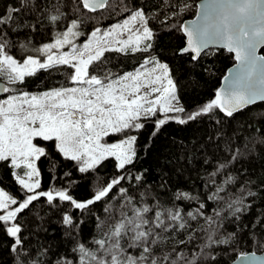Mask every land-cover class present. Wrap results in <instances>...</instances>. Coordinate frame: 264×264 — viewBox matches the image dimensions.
Listing matches in <instances>:
<instances>
[{"label":"trees","instance_id":"trees-1","mask_svg":"<svg viewBox=\"0 0 264 264\" xmlns=\"http://www.w3.org/2000/svg\"><path fill=\"white\" fill-rule=\"evenodd\" d=\"M197 1L109 0L105 8L90 12L83 9L80 0H28V8L16 13L10 25H0V37L7 40L9 53L22 62L28 54H33L34 47L51 43L56 32L67 30L65 25L73 19L83 21L80 30L86 34L98 23L109 24L122 17L124 7L139 9L150 18L149 26L154 33L152 48L148 53L137 54L107 52L106 63L90 65L89 72L102 75L111 70L121 75L134 70L148 56L155 57L169 65L175 94L185 109L179 115L187 121L188 115L214 99L221 78L234 63L233 54L221 48L205 51L196 62L191 61L190 53L179 52L185 41L179 25L194 15ZM9 6L20 8L21 0H0V19L5 17ZM56 7L62 19L51 23L49 16L55 14ZM14 28L18 30L13 31ZM260 52L264 53V47ZM64 73L74 70L70 66H57L54 72L38 70L17 86L29 92L66 87L72 81L66 80ZM159 117L157 114L152 120L141 119L145 126L132 130L137 136L136 157L123 170L115 167L114 157H109L95 170L80 173L75 162L55 149L54 141L36 138V143L47 153L36 162L40 172L38 191L67 189L78 202H85L113 179L119 183L109 195L84 210L72 208L70 202H61L55 192L51 204L46 197L31 202L13 220L21 227L18 235L24 243L18 252L12 251L15 238L6 235L4 222H0V264H57L65 259L80 264V254L74 253V248L84 244L95 252L98 246L94 241L103 238L120 221L122 213L131 215L133 207L144 206L151 209L144 214L150 221H154L157 211H179L190 229L161 231L160 242L153 246L155 256L175 251L185 252L191 258L193 252H200L203 245H208L203 248L207 259L202 258V264H227L240 253L261 252L264 249V102L249 105L231 117L212 109L211 113L185 124L169 121L157 130L155 119ZM222 164L224 167L220 168ZM214 172L217 174L213 177ZM135 176H141V180L136 181ZM121 188L127 196L120 192ZM217 188L224 189L218 194L220 199H209L217 194ZM0 189L15 199L17 206L29 194L15 179L10 160L0 162ZM185 193L193 199L186 198ZM128 198L131 205L127 204ZM236 199L249 206L238 219L233 220L229 215L218 230L200 231L207 226L204 217L220 210L226 213L227 203ZM201 204L205 205L202 214L192 221L187 213H196ZM65 214L72 217V224H63ZM162 219L167 222L166 215ZM209 235L217 241L227 239L228 243H210ZM189 236L195 237L194 243L179 246V241L187 242ZM123 247L128 255L139 256L126 243Z\"/></svg>","mask_w":264,"mask_h":264},{"label":"snow or ice","instance_id":"snow-or-ice-1","mask_svg":"<svg viewBox=\"0 0 264 264\" xmlns=\"http://www.w3.org/2000/svg\"><path fill=\"white\" fill-rule=\"evenodd\" d=\"M82 7L91 11L103 9L105 0H82ZM27 8L28 0H21L20 8L9 6L5 17L0 19V25H10L14 15L24 12ZM249 9L254 10V16L249 14ZM122 11L128 13L127 18L111 24L107 29H94L82 45H78L76 41L86 35L80 30L83 21L71 20L70 24L65 25L66 31L54 34V42L34 47L33 54H28L22 62L9 53L7 40L0 37V93L7 95L6 99H0V162L10 160L11 166L20 170L13 175L27 193H33L34 189L40 188V180L34 179L40 176L35 162L47 155L44 147L33 142L34 138H41L46 142L54 141L55 149L67 160L75 162L80 173L95 170L109 157H114L115 167L123 170L127 165H131L136 157L134 145L137 136L127 135L126 130L142 129L145 125L139 122L141 119L152 120L158 113L162 114L163 118L155 119V127L159 130L169 121L185 124L211 113L212 109L231 117L235 110L245 106V90L255 96L256 101H264V87L252 88L251 81L244 78L241 70L230 80L232 92L229 97L222 96L218 90L214 99L204 104L198 111H193L186 121L179 115L184 113L185 109L177 106L174 81L167 63H161L148 56L134 71L124 72L122 75L111 70L105 71L102 75L91 74L89 66L96 64L103 66L106 63L107 52L137 54L148 53L152 48L151 40L154 33L149 26V16L135 8L124 7ZM237 13H243L244 18L250 23L259 24V27L253 29L252 35L264 34V7L259 0H244L242 5H234L232 0H203L198 9L199 22L194 23L192 27L179 25L180 30L187 36V47L182 48V53H190L191 61L196 62L210 45L223 46L235 54L238 62L246 59L245 47L248 42L246 38L249 33L238 27L242 17ZM61 19L62 15L56 7L55 14L49 16V21L58 23ZM24 27L28 25L25 24ZM100 33L104 38H111L110 42L116 46H102L98 35ZM261 43H264V40ZM65 46L69 50L54 51L64 49ZM36 56L40 58L37 59ZM57 66H70L74 69V73L64 75L66 80L70 79L79 86L61 85L38 94H31L17 86L18 82L33 76L38 70L54 72ZM259 69L260 84L264 85V66ZM153 96L155 98L150 99ZM110 133L124 134L125 138L118 143L102 142ZM223 167V164L220 165V168ZM219 171L220 169H217V172ZM216 174L214 172L212 176ZM135 180L140 181L141 176H135ZM118 183L113 179L106 187H100L93 197L85 202H78L67 189L53 188L49 191L27 194L26 199L14 210L0 214V222H4L6 235L15 238L11 244L12 251L18 252L24 248V243L22 237L18 235L21 233V227L16 223L9 226L8 222L13 221L21 210L28 208L31 202L46 197L47 202L51 204L55 192L61 202H70L72 208L84 210L109 195L110 190ZM223 191L224 189L217 188V194L209 199H220L218 194ZM120 192L127 196L125 189L121 188ZM184 196L193 199L188 197L187 193ZM9 204L15 205L17 201L0 190V209L7 210ZM127 204H132L131 198L127 199ZM247 207L249 206L244 205L242 199L228 202L226 213L220 210L215 211L211 217H204L207 226L200 231L218 230L221 222L227 220L229 215L236 220ZM204 208L205 205L201 204L196 213L188 212L187 216L196 221ZM150 211L148 206H144L142 209L133 207L131 215L122 213L120 221L109 229L103 238L94 241L98 246L95 252L89 251L84 244L74 248L73 252L80 254V264H202V258L207 259L203 248L208 245H203L200 252H193L191 258L185 252L175 251L155 256L153 246L160 242L161 231L167 232L171 229L172 232H177V229L189 231L190 229L187 228V223L179 211L169 210L167 213L157 211L154 221L144 216ZM165 215L167 222L162 219ZM62 220L65 225L73 222L69 214L63 215ZM158 229L160 231H157ZM194 240V236H189L187 242L180 240L179 246L188 247ZM208 240L210 243H228L227 239L214 240L211 235L208 236ZM125 243L128 248L136 249L139 256L128 255L123 247ZM252 256H255V253H252ZM57 264L74 262L65 259L58 260Z\"/></svg>","mask_w":264,"mask_h":264},{"label":"water","instance_id":"water-1","mask_svg":"<svg viewBox=\"0 0 264 264\" xmlns=\"http://www.w3.org/2000/svg\"><path fill=\"white\" fill-rule=\"evenodd\" d=\"M80 1L82 4V0ZM108 1L109 0H105V5ZM259 2L261 6L264 7V0H259ZM202 3H203V0H198L196 2V9H195L194 15L191 18L185 19L181 24L185 25L186 27H192L194 23L199 22L198 9L202 5ZM232 3L234 5H242L244 3V0H232ZM86 10L90 12H95L101 9L97 8L95 11H91L88 9ZM237 14L242 17V19L239 22L238 27L242 28L244 31L249 33L248 37L246 38L248 41L245 47L246 59L238 62L235 59V54L223 46L210 45L209 48L207 49V50H210V49L216 50V49L221 48L233 54L234 63L227 68L225 74L221 78L220 85L218 86L216 90V92L218 90L221 91L222 96L224 97H229L231 95L232 89L230 88V80L235 73H238L241 70L244 74V78L246 80L251 81L252 88L259 89L261 87H264V85L260 84L261 73L259 69L260 67L264 66V59H261V57H264V53L260 52V49L264 47V43H261V41L264 40V34H262L261 36L252 35L253 29L255 27H259V24L250 23V21L247 18H244L243 13H237ZM249 14L254 16V10L249 9ZM182 33L185 39L184 46L182 47L184 48V47H187V36L184 32ZM182 48L179 50L180 53H182L181 51ZM253 64L255 66H252ZM244 94H245L246 100L244 101L245 106L243 108L249 105H252L254 103H257V102H264L260 100L256 101V97L253 96L248 90H245ZM2 95H4V93H0V96ZM241 109L235 110L234 112L239 111ZM252 253H255V256H252ZM244 254L245 255H241V253L238 254L232 261L228 262L227 264H264V249L261 252L251 251V252H245Z\"/></svg>","mask_w":264,"mask_h":264},{"label":"rangeland","instance_id":"rangeland-1","mask_svg":"<svg viewBox=\"0 0 264 264\" xmlns=\"http://www.w3.org/2000/svg\"><path fill=\"white\" fill-rule=\"evenodd\" d=\"M137 10H139V9H137ZM141 11V10H140ZM127 15H128V13H124L123 15H122V17L120 16V17H118V19L117 20H114L113 22H110L109 24H103V23H98V24H96L94 27H92V29L88 32V33H86V35L84 36V37H80V38H78L77 39V41H76V43L78 44V45H82L85 41H86V39L88 38V36H90L91 35V33L94 31V29H96V28H101V29H107L111 24H113V23H117L118 21H121V20H123V19H125V18H127ZM66 31V30H65ZM99 35V37H100V39H101V41H102V46H105V47H115L116 45L113 43V42H110V39L111 38H104L103 37V34L102 33H100V34H98ZM125 38H126V36H125ZM52 42H54V40L52 41ZM51 42V43H52ZM96 47V45H95V42L93 43V48H95ZM64 50H69L68 49V47L67 46H65L64 47V49H61V50H54V51H64ZM211 50V49H210ZM86 58V57H85ZM148 58V57H147ZM147 58H145V59H147ZM155 58V57H154ZM39 59V58H38ZM156 60H158L157 58H155ZM159 62H161V63H164V62H162V61H160V60H158ZM139 66V65H138ZM137 66V67H138ZM74 70V69H73ZM135 70V69H134ZM134 70H132V71H134ZM122 75V74H121ZM76 86H79V85H77L75 82H71V84H69L68 86H66V87H76ZM49 90H51V89H49ZM49 90H46V91H49ZM27 92H29V91H27ZM43 92H45V91H41V92H29V93H31V94H38V93H43ZM7 98V95L6 94H4V95H2V96H0V99H6ZM155 97L153 96V97H150V99H154ZM178 100V99H177ZM177 106H179V107H182L181 106V104L179 103V101H178V103H177ZM159 114V113H158ZM159 118H163V116H162V114H159ZM181 118V117H180ZM140 122V121H139ZM126 132H127V135H134L133 134V132H132V130H126ZM125 138V135L124 134H113V133H110L107 137H104L103 138V140H102V142H106V143H109V144H112V143H118L120 140H122V139H124ZM35 139L36 138H34V143H36V141H35ZM37 144V143H36ZM38 146H40L39 144H37ZM40 147H42V146H40ZM11 162V161H10ZM37 162V161H36ZM35 162V164H37ZM36 167H37V165H36ZM38 169V168H37ZM20 170H18V169H14L13 168V173L14 172H19ZM39 171V170H38ZM15 177V179L17 180V178H16V176H14ZM34 179H39V177H36V178H34ZM1 190V189H0ZM2 191H4V190H2ZM38 190L37 189H34L33 190V193H35V192H37ZM5 192V191H4ZM33 193H29V194H33ZM8 196H9V194H8ZM16 207H18L17 205H12V204H9V207H8V209L7 210H5V209H0V214H5V212L6 211H11V210H14ZM10 223H14L13 221H9Z\"/></svg>","mask_w":264,"mask_h":264}]
</instances>
